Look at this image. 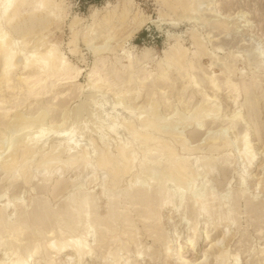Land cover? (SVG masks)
I'll return each mask as SVG.
<instances>
[{
    "label": "rangeland",
    "instance_id": "obj_1",
    "mask_svg": "<svg viewBox=\"0 0 264 264\" xmlns=\"http://www.w3.org/2000/svg\"><path fill=\"white\" fill-rule=\"evenodd\" d=\"M109 1L110 3H108ZM168 1L131 0L130 14H128L129 16L127 15L126 17H118V15H116L115 18L107 21L106 17L104 18V16L108 15L113 10H119L121 0H58V7L51 6L47 11H44L43 14L36 16L33 19L28 20L27 15L30 13V8L26 9L21 18L22 20L20 19L18 22L19 25L22 24L25 29H28L24 32H21L22 34L20 32H15V30H13V28L9 27L7 24H3L4 30L10 31L11 33L10 41H12V43H16L15 45L17 46L19 45L18 47H21L24 51H22L23 53L18 56L19 58H16V68L11 73V76H13L12 82L14 85H16V87L17 85L20 87L19 78L22 74V67L25 62V54L29 55L35 50H41L46 45H49V43L51 47H56L58 49L60 48L59 50L61 54L65 57L68 63L73 64V66L80 67L81 73L79 74V77H77L75 85L73 83H65L68 82L69 79H62V76L56 82L57 86L52 87L48 93L40 96V99L34 97L32 98L31 96L29 97L27 93L22 92L20 89H18V87L16 88L17 90H8L6 92L0 90V102L5 101V103L2 105V108H0V113L3 115L6 113L5 110L10 111L6 117L0 118V129H2L0 130V155L2 156V158L0 156V161L5 160V158L7 159L9 155L11 157L13 151L16 152L15 148L17 149L18 147L17 139H19L20 136L24 139V141H29L30 143V139L35 137V135L37 138H39V136H46L47 133L48 135L51 133L50 135L52 136H50L49 143L47 144L49 149H52V147L58 144H63V147L58 149V152L61 149L60 152H62L63 155L61 153L60 155H57L58 153L54 152L56 157H53L57 158L61 156L60 158L54 160L56 163H58L56 166L63 165L65 160L69 164V162L76 159L74 156L76 153L73 152V154L68 152L65 144L69 143L70 141H77L76 143L79 142L77 149H80L81 146H87L90 144L88 135H98L97 132L100 131V129L97 126L100 125L102 135H107H104L105 139L102 141L98 139L99 142L96 143L97 147H95L96 145L92 146V149L94 150L93 155L96 154L94 156L96 158L97 154H100L101 149L104 146L112 148L113 151L115 148L114 145L119 139L124 141L130 136L128 135V130L124 128H120L118 135L115 132H110L111 134L107 133V131H109L107 125L108 123L112 122L113 117H119L117 119L119 121L124 120L125 117V119H127V117H132L134 119L135 117H141L140 121L136 120L139 129H142L146 126L144 122L145 118H150L152 120L156 118L154 121H157L156 123H158V125L162 123L159 127L161 131L164 130L163 135H166L167 140L174 142L173 138H175L176 135L178 136V134H181L184 137L182 138L187 140V142H185L186 147H184L180 145L184 141L182 138V140L179 138L181 135H179L178 138L182 142H179L177 140L178 138L176 137L175 144L177 145L176 147L178 148L179 152L177 159L189 158V164L194 168H196L201 161H206L210 157H214V155L217 158L216 162L219 161V165L217 163L215 167L217 170L215 169L214 174L209 175L208 177H204L205 175L203 174H201V176L199 175L196 184L198 187H195V185L193 189L195 193L194 191H191V189V192L189 191V195L192 194L194 196L198 192L200 194L213 192L217 198L221 199L228 191L233 194L232 190L236 192L246 189V195L250 200H254L258 206H264V181H261L260 183L261 178V180H264V0H194V2L191 0V7L188 9L189 11H183L180 7L172 9L170 7L171 3L181 4L186 0H177L178 2L176 0L175 2L174 0ZM0 2H2V0H0ZM61 2L62 4H60ZM48 12L53 14L50 15ZM95 12L96 14H93ZM144 17L146 19L145 21H142ZM41 19H44V21ZM93 19L96 22L93 21ZM37 21H43L41 22L42 25ZM219 21L222 24H225L224 28L222 25L219 26V24H221ZM33 29L34 31L31 32ZM196 30L198 31V34L202 36L200 38H202L208 46L206 47L207 50L210 53L214 52L215 50L216 54L210 56L209 53V55H200L198 58L194 57V53L197 48L192 42V32ZM88 31L90 32L89 39L92 41H90V44L86 43L85 41V34ZM74 34H78L75 44L71 42ZM178 40H180L179 42H181V44L188 49V57L190 59H194L193 61L198 66L196 69V76L200 79L214 75L218 77V80L222 84L225 80L226 74H231V81L234 84L238 83L237 85H240L245 79H247L249 82L251 80H255L254 78L252 79L254 75L253 72H255V74L258 76L256 82L259 83V88L257 89L255 96H258V99L260 100L257 114L258 120L256 122L253 121V123L251 120L252 117L245 105L246 98L244 94H241L237 101L234 102L231 92L225 84H222V89H220L219 92H216L210 87V84H208L206 81H202L199 87L194 89L190 87L186 92H184V81H186L188 77L183 79L177 75L176 72H174L173 78L177 79L175 88H171L167 86V84H159V86L151 85V80L154 77L157 78L159 61L164 58L165 51L174 46ZM25 45L28 46L25 47ZM73 49H77L76 52H73ZM98 49H100L106 64V66H103L102 63L100 64V67L103 70L102 74L107 75L110 72L109 69L112 70L113 68L115 70H119V76L121 74V78H115L117 85H114L112 88L104 85L100 87V89L98 87L95 88L88 85L89 75L91 74L90 71L94 68L96 57L95 53L96 50L98 51ZM128 53H131L133 58V68H127L129 65V60L127 58ZM122 70L124 72H121ZM150 74H153V77H150ZM125 75L127 76V79L130 77V75L135 76L138 83L135 81L129 83ZM140 78L142 80H140ZM29 80L31 81L32 79ZM138 80L142 82L145 80L144 83L146 84H139ZM87 96H89L91 99L87 98ZM208 96L210 100L208 99ZM255 96L254 98H256ZM59 97H62V101H59ZM86 99H90L92 101H87ZM204 100L205 102H203ZM87 102H90V104H87ZM51 107L54 108L53 111H51L48 117L44 119L45 122L42 124V110L45 111ZM79 108L80 111H78ZM96 108L99 110V112L95 110ZM197 108L198 112H202L203 114L204 111V113L206 112L205 115H210L204 119V126L202 125L200 127L199 132H194L195 134L193 135L192 131H195L194 126L197 121L196 115L198 118V112H195V110L197 111ZM74 109L78 111V114ZM201 109L202 111H199ZM80 112V115L83 116L76 118ZM82 112L85 113L82 114ZM97 112L98 114H96ZM237 112H241L245 118L243 117V122L236 128H231V120L233 119V115H235ZM88 114L91 116L89 117ZM77 119L80 121L82 120L79 126L77 125L80 121ZM37 120L41 125H43L41 126L42 128L40 127L39 123L37 124ZM76 123L78 124L76 125ZM191 123H193L192 125L194 126H192ZM38 125L41 129L38 127ZM70 127L73 130L76 129V131L73 132ZM146 127L149 129V126ZM248 127L252 133L250 136V138H252L251 146L253 145V152L256 154L257 158L255 159V168H253L251 171L253 174H251V177H253L251 179L252 181H247L245 184H240V176L244 174L248 168V164L244 157L239 154L240 150L242 149L241 147L243 146V142L240 137L242 136V133H245V130H247ZM38 129L40 132L42 130L43 134L40 133ZM36 131H38V133L33 135V133ZM169 134L173 137H168L167 135ZM113 136L115 138H113ZM26 137H29L30 139L27 140ZM218 137L219 139H217ZM214 140H217L218 142H215ZM11 141H13L15 145L17 144V147L14 146L13 143V145H11ZM211 143H214V145L216 143H226V145L224 146L217 144L215 145L216 148L213 149L211 148ZM98 146L99 148L101 147V149H98ZM230 147L233 148L231 150L232 152L229 151ZM144 148H146V146L143 147V149ZM140 149L142 150V147H140L139 150ZM4 151L6 154L9 152L11 154L5 157L6 154ZM69 153L71 158H69ZM226 153L233 154L227 156L228 159L226 157L227 161L223 159L222 156H220ZM62 156L66 157L65 160ZM67 157L70 159V161H67ZM198 157L200 159H198ZM61 158L62 161L60 160ZM203 158H205V160H201ZM58 159L60 162L57 161ZM163 159L165 161V157H163ZM198 160H200V162H198ZM224 167H226V169H224ZM83 170L84 169H81L80 167L79 169L72 171L70 170L61 174V177L66 182V186L68 185V188H65L63 190L64 192H61L56 198H52L53 195L51 194H54L52 187L55 186L54 184L56 182L53 183V186H51V190H49L48 193L52 198V201L49 202V205L52 204L50 206H58L59 203H56L58 199L64 200L68 193H70L72 190L74 191V189H76L74 185L77 183V180H79V182L81 180V182L84 181V188L87 191H94V194L96 192L95 195L98 198L100 194H97V192L101 191L100 186H96L93 182H91L90 179L92 178L93 174H91L90 171L84 170L83 172ZM137 172L138 170L135 169L132 173L126 175L123 179V185H126V183L130 181L129 179H132L138 175L136 174ZM189 174L192 173L190 172ZM189 174L185 177L189 178L191 176ZM100 175L103 178L105 177V175H102V173ZM2 177L4 176L0 172V179H2ZM3 183H1L0 188H2L1 186L4 185ZM18 183L14 184V187H11L8 197H3L0 199V204L6 203L8 198H15L16 200L18 197L22 202H25L24 204H27L30 197L29 194H31V187L24 185L21 182ZM204 183L207 185V188L201 189V186ZM167 186H169L167 189L170 192L175 193L177 191L178 186L172 182V180H169ZM35 194H37L39 197L45 196L43 192H37ZM189 195L186 199L188 202L187 205L191 201L188 200L190 199ZM206 197L208 198L209 196L207 195ZM167 202H169L170 205L180 203V196L175 194L173 199H170ZM98 204V213L105 214L104 211L107 210V207L106 203H104V199L99 198ZM232 206L237 210V223L235 222L231 225H228L225 221H223L221 228L224 229L216 231V228L214 227L215 223L225 218V213L229 209L227 205L224 206L227 210L223 207H220L219 209L216 208L219 218H217V220H212V218H209L206 215H199L195 218H191L189 214L190 212H187L189 209L188 207L186 208L187 211L185 210L188 214H185L184 216L182 214V210L173 212L176 208H165V204L162 207L164 209L162 210L163 212L161 215V232H163L162 234L164 235V244L162 243L160 246L153 245L152 249H148V246L153 244V238H147L148 233L143 231L144 229L141 225L143 223L139 221V215H137V212H134L133 210L128 211L131 219L133 218V223L137 224V226L134 227L128 225L127 227L134 230L138 227V232H140L141 229L144 232V234H137L138 242L136 244L131 242V247L126 250L123 249V247H120L122 246L123 241L127 242V240L123 238V241L116 242L109 248H101L102 251L97 252L98 255H95L97 256L96 258H94V256L93 258H86L83 264H112L114 262L113 260L115 259V256L108 255L112 250H115L114 252H117L121 257V264H182V262H184L186 259L187 263L185 264H197L204 258L206 245L209 243V241L212 239L216 240L222 238L225 235L223 232L225 229H231L233 237L226 239L223 241V245L221 244V246L218 247L228 250L231 256L240 254L238 264H264V252H262V250H264V237H259V231L255 226V222L257 221L256 217L254 216L253 218L252 213L249 214L248 212H245L246 210L248 211V207L244 200L231 205V208H233ZM10 213H12V211H10ZM16 213L17 214L14 213L15 216L18 215V212ZM14 215L12 214L13 217ZM261 220H264V218H260V221ZM123 223L127 224V222L122 221L119 224V228L120 225L123 228ZM262 225L264 226V221H262ZM196 227L200 229V231L198 230L197 232L199 234V238L195 248H191L188 246V243L190 242L192 236H194L195 232L193 229ZM133 234L134 232L132 235ZM97 235L98 233L96 236ZM207 235H210V237H207ZM94 237H92L93 239L90 241V243L93 242V245L96 243L94 242ZM128 242H130V240ZM176 244H181L179 255H174L175 257H170V259L164 255L160 256V252L164 251L166 247L171 246L173 248ZM145 250H151L153 256H146L145 254H142L141 256L138 255V251ZM259 251L260 253L262 252V254H260ZM9 253L10 252L5 254L4 251H0V264L10 263L9 261H11L12 255L10 256ZM65 260V253L58 255L56 252H50L46 260H42L40 263L39 258H35L31 260V264H67L64 263ZM207 261V264L217 263L214 252L209 254ZM223 262H225V260ZM229 263V261L226 262V264ZM232 264L237 263L233 262Z\"/></svg>",
    "mask_w": 264,
    "mask_h": 264
},
{
    "label": "bare ground",
    "instance_id": "obj_2",
    "mask_svg": "<svg viewBox=\"0 0 264 264\" xmlns=\"http://www.w3.org/2000/svg\"><path fill=\"white\" fill-rule=\"evenodd\" d=\"M130 2L131 0H121L120 8L118 6L119 10L111 11V13L104 16V18L106 17L107 21H109L112 18H115L116 15H118V17H126L128 14H130L129 13L130 12ZM108 3H110V1ZM60 4H62V2ZM51 6L58 7L59 6L58 0H2V2H0V90H2L3 92H6L8 90H15L18 87V85L16 87V85L13 84L12 82L13 76H11L12 75L11 73L16 68V63H17L15 62L16 58L21 53L24 52L21 47H18L19 45L17 46L15 45L16 43L14 42L12 43V41H10L11 33L10 31L4 30L3 24H7L9 27L13 28L15 32H20V33L24 32L25 30H28V29H25L22 24H21L22 26L19 25L18 22L22 18L23 13L26 11V9L30 8V13L27 15V18L29 20V19H33L36 16L43 14V12L47 11ZM170 7L171 9L180 7L183 11H185L191 7V0L183 1L181 4L171 3ZM93 14H96V12ZM94 19L93 21H95ZM145 19L146 18L144 17L142 21H145ZM41 20L44 21V19H41ZM37 22L41 24L40 21H37ZM220 25H222L223 28L225 26V24H222V23L219 24V26ZM33 31L34 29L31 32ZM196 31L192 32V42L197 48V50L194 53V57L198 58V56L204 55V54L209 55L210 52L206 48L208 46L206 45L204 40L200 38L202 36H200L198 34V31L197 32ZM89 35H90V32L88 31L85 34V41L86 43L90 44L91 39H89ZM77 36L78 34L73 35V39L71 41L72 43L74 44L76 43ZM179 41L180 40H178V42L174 46L170 47L168 50L165 51L164 58L161 59V61H159L158 63L157 78L154 77L151 80V85L159 86V84H167V86L171 88H175L177 79L173 78L174 72H176V74L179 75L183 79L188 77V79L184 81L185 82L184 90H183L184 92H186L190 87H192L193 89L199 87L202 81H206L208 84H210V87L213 88V90L216 92L217 91L219 92V90L222 89L221 88L222 84H225L227 88H229L234 102L237 101V99L241 96V94H244L246 98L245 105L247 107L248 112L250 113L252 117V119L251 118L249 119H251L252 122L253 121L256 122L258 120L257 114H258V105H259L260 100L258 99V96H255V93H257V89L259 88V85H258L259 83L256 82L258 76L255 74V72H253L254 75L252 77V79L254 78L255 80H251L249 82L247 81V79H245L242 81L240 85H237L238 83L234 84L231 81V74H226L225 80L222 84L218 80V77L214 75L207 76L204 79H200L199 77L196 76V69L198 68V66L193 61L194 59H190L188 57V49L185 48ZM27 46L25 45V47ZM59 49L56 47H51L49 43V45H46L41 50H35L32 53L29 52L30 53L29 55L25 54L24 56L25 62L22 67V74L20 75V78H19L20 87H18V89H20L22 92L27 93L29 97L31 96L32 98L34 97V98L40 99L41 98L40 96L48 93L52 87L57 86L56 82L62 76H63L62 79H69L68 82H65V83H73L75 85L77 81L76 79L77 77H79V74L81 73V69L80 67L73 66V64L71 63L69 64L68 61L65 59V57L61 54ZM76 50L73 49L72 51L76 52ZM214 54H216L215 50L214 52L210 53V56ZM95 56H96L95 65H94V68L90 71L91 74L89 75L88 85L95 87V88L96 87L100 88L104 85H107L110 88H112L114 87V85H117V81L115 82L116 80L115 78H118V79L121 78L120 77L121 74L119 76V70H115L114 68L112 70L109 69L110 72L107 75H103L102 74L103 70L101 69L100 64L102 63L103 66H106V64L104 62V57L102 56L100 49H98V51L96 50ZM127 58L129 60V65L127 68H133L134 61L131 56V53L127 54ZM121 72H124V71L122 70ZM153 74H150L149 76L153 77ZM29 79H32V80L30 81ZM126 79H127V76H126ZM127 80L129 83L133 81L138 83L136 81L135 76H132V75H130V77H128ZM140 80L142 79L140 78ZM140 80H138L139 84H142L145 82V80H143V82ZM60 84H63V83H60ZM254 96L256 98H254ZM59 98H60L59 101H62V97H59ZM87 98H90V97L87 96ZM208 99H209V96H208ZM86 100H85V103H86ZM203 102H205V100ZM3 103H5V101L0 102V108H2ZM87 104H90V102H87ZM51 108L46 109L45 111L42 110V114H41V116L43 115V119H41L42 124H44L45 122L44 119L48 117L51 111H53L54 108L52 109ZM202 109L199 111H202ZM95 110H97V108ZM5 111L6 113H4L3 115L0 113V118L6 117L8 112H10L9 110H5ZM78 111H80V108ZM78 111H77V114H78ZM97 111L99 112V110ZM98 112L96 114H98ZM195 112H198V108H197V111L195 110ZM83 113L85 112H82V114ZM205 113L204 111H203V114L202 112L201 113L198 112V118H197V115L195 114L196 119H197V121L194 120L196 121L195 126L192 125L193 123H191V125L195 127L194 129L195 131H192L193 135L196 132H199L200 127L204 124V119L207 118L208 115H210L208 114L210 112L207 113L208 115H205ZM80 114L81 112L79 113L78 116L75 114L74 115L77 116L76 118H80L79 116L81 117L83 116ZM90 116L91 115H89V117ZM243 117L245 118V116L241 112L235 113V115H233V119L231 120L230 127L236 128L239 124L243 122ZM118 118L116 117H113V119L111 118L112 122L108 123L107 125V128L109 130L107 131V133L115 132L118 135V133L120 132V128H124L128 130V135L130 136L127 137L126 140L124 141L122 139L120 140L119 138H117L119 140L115 143L114 145L115 148L113 149V151H112V148H109L107 146L106 147L104 146L102 149L101 147L99 148L98 146V149H101V152L100 154H97L96 158L94 157L96 154L93 155L94 150L92 149V146L96 145L95 147H97L96 143L99 142L98 139L102 141L103 139H105V136L107 135V134L106 135L104 134L105 136L102 135L101 126L98 125L97 127L100 129V131L97 132L98 135L95 136L92 133H91L92 135H88L90 144H88L87 146H81L80 149H77L79 145V142L76 143L77 141L76 142L70 141L69 143L65 144V147L68 152L76 153L74 155L76 159L74 158L75 160L71 161L72 163L69 162L68 164V162H66L65 160L66 157L62 156L64 157L63 159L65 160L66 163L64 162L65 164L63 163V165L61 166L59 165L60 167L56 166L58 163H56L54 160L57 158H60L61 156L55 158L56 155H54V152H57L58 153L57 155H60V153L63 155V153L60 152L61 149L58 152V149L62 148L63 144H58L52 147V149H49V147H47V144L49 143L50 136H52L50 135L51 133H49V135L47 133L46 136H39V138H37L36 135L35 137L31 139L29 137L28 138L26 137L27 140L29 139L31 140L30 143L29 141H24V139L20 136V138L17 139L18 147H17V144L15 145L13 141H11V145L14 144V146H16L17 149L15 148L16 152L13 151V154H11L10 152L6 154L5 153L6 150H5L4 151V153L6 154L5 157H7L9 154H11V157L9 155L8 156L9 158L7 157L6 159L3 155L5 160H3L4 159L3 158L2 159L3 161H0V172L4 176L2 177V179H0V185L1 183L5 182L3 183L4 185L1 186L2 188H0V199L3 197L4 198L8 197L11 187L18 182H21L24 185L30 186L31 194H29L30 197H29V201L27 202V204H24L25 202H22L19 197L16 200L15 198L14 199L8 198V201H6V203L0 204V251L1 250L4 251L5 254L10 252L9 254L10 256L12 255L11 256L12 258H11V261H9L10 262L9 264H31V260L35 258H39L40 260L39 262L41 263L42 260H46L48 258L50 252H56V254L58 255L65 253L66 260L64 263L83 264L86 258H89V257L93 258V256L94 258H96L97 256L95 255L97 254V252L102 251L101 248L103 247L109 248L114 243L123 241L124 240L123 238H125L127 242L123 241L122 242L123 244L120 247H123V249L127 250L129 247H131L132 243L136 244L138 242L137 234L139 233L144 234L143 231H146L148 233L147 238H153V244L149 245L148 249L150 248L152 249L153 245L160 246L164 242V235L162 234L163 232H161L162 230V222H161L162 216L161 215L163 212L162 210L164 209L162 207L165 204H166L165 208H170V209L176 208L173 212H176L177 210H182L183 212L182 214L184 216L185 214L187 215L190 212L189 214L191 218H195L199 215H206L209 218H212V220L213 219L217 220V218H219L218 217L219 214H218V211H216V208L218 209L220 207L225 208L224 206L227 205L229 209L227 210L225 208L227 210V212L225 213L226 215L225 218L222 217L223 219H221V221H218L215 223L214 227L216 228V231H218L220 229H224V228H221L223 221H225L228 225H231L237 221L236 219L237 210L233 206L232 207L235 210L231 208V205L237 202L239 203L240 201L244 200L245 204L248 207V211L245 209L246 210L245 212H248L249 214L252 213L253 218L254 216L256 217L257 221L255 222V226L257 230L259 231L258 233L260 234L259 237H264V226L262 225V221L264 220L260 221V218H264V206H258L256 205L254 200H250L249 197L246 195V189L239 190L236 192L231 189L233 194H231L230 191H228L221 199L217 198L213 192H208L206 194H200L198 192L199 194L196 193L194 196L192 194L189 195V191L191 189H192L191 191H194L193 189H194V186L197 184L199 175L201 176V174H203L205 175L204 177H208L209 175L214 174L217 163L219 165V161L216 162L217 158L215 157V155L214 157H210L206 161L200 162V160H198L200 164L196 168H194L189 164V158H182V159L178 158L177 159L179 152H178V148L176 147L177 145L175 144V141H176V137L178 138V136L181 134L177 133L178 136L175 134L176 137L174 136L175 138H173L174 142H171L167 140L166 135H163L164 130L163 131L160 130L159 126H161L162 123L159 122L161 124L158 125V123H156L157 121H154L156 120V118L153 120L150 118H147V119L145 118L144 120L145 125L149 126V129L145 125L144 126L146 128L145 127L142 129L138 128V124L136 120L140 121L141 117L140 118L135 117V119L132 117H127V119H125L126 118L125 117L124 120H121V121L117 120ZM81 121L78 122L79 124L76 123V125L78 124L77 126H79ZM38 123L39 122L37 120V124ZM41 126L43 125L40 124V127ZM17 127H18V124H17ZM38 131L33 133V135L38 133ZM75 131L76 129L73 130V132ZM40 133H42V130ZM251 135L252 133L250 131V128L248 127L247 130H245V133L244 134L242 133V136L240 137V139L243 142V146L241 147L242 148L241 150L239 149L240 150L239 154H241V156L244 157L245 161L248 164V168L246 169L247 171H245V173L240 176V184H245V182L247 183V181L248 182L252 181L251 179L253 178L251 177V174H252L251 171L253 170V168H255V159L257 157H256V154H254L253 152V147H252L253 145L251 146V140H252V138H250ZM167 136L173 137L170 134ZM15 137H18V136H15ZM182 137L183 136L181 135L179 138L181 139ZM113 138L115 137L113 136ZM179 138L177 140L179 142H182L181 140L184 137L181 140ZM217 139H219V137ZM185 142H187L186 139L180 145L186 147ZM215 142H218V141L216 140ZM217 144H220V143H216L215 145ZM215 145L214 143H211L212 147L211 146L210 147L215 149L216 148ZM220 145L225 146L226 143L220 144ZM145 146L146 148L143 149V147ZM140 147H142V150L140 149L141 151L139 150ZM232 149L233 148L230 147L229 151L232 152L231 151ZM139 151H140V154H139ZM229 155H233V154L226 153L220 156H222V158L226 160V157ZM163 157H165V161ZM69 158H71V155L69 156ZM69 158L67 157V161H70ZM198 159L200 158L198 157ZM60 160L62 161V158ZM201 160H205V158ZM57 161L60 162L59 159ZM80 167L81 169L83 168L84 170L90 171V173L93 174L92 178L90 179L91 182H93L96 186H100L101 191L97 192V194H100L98 198L95 195L96 192L94 194V191H87L84 188V184H83L84 181L81 182L82 181L81 180L79 182V180H77V183L74 185L76 187L74 191L72 190L70 193L68 194L66 193L67 196L64 200L58 199L56 202L57 204L59 203L58 206H55V207L50 206L52 204L49 205V202L52 201V198H56L61 192H64L63 190L65 188H68L67 187L68 185L66 186V182L61 177V174L67 171H70V170L72 171L75 169H79ZM135 169L138 170V172L136 173L138 175L135 174L136 175L135 177H133L132 179H129L130 181L126 183V185H123V179L125 178V176L132 173ZM224 169H226V167H224ZM188 172L189 173L191 172L192 174H189ZM101 173L102 175H105L104 178L101 177L100 175ZM188 174L191 176L189 178H186L185 176H187ZM261 179H260V183L261 181H264ZM169 180H172V182H174L178 186L177 191L175 193H172L167 189V187H169L167 186V183H169ZM53 183H55L54 184L55 186L52 187L54 194H51L53 195V197L51 198V195L48 193H49V190H51V186H53L52 185ZM195 187H198V186L196 185ZM201 187H202L201 189H204V188L206 189L207 185L204 183ZM37 192H43L45 196L39 197L37 196V194H35ZM175 194L180 196V203H175L173 205H170L169 203L170 201L169 202L167 201L170 199H173ZM188 195L190 198L188 200H191L188 204L189 206L187 205L188 202L186 201V199L188 198ZM207 195L209 196L208 198L206 197ZM99 198L104 199V203H106L107 210L104 211L105 214L98 213ZM187 207L189 208L188 211L186 210ZM132 210L134 212H137V215H139L140 217L139 221L143 223L141 224L143 226L142 228L144 229L143 231L141 229V231L138 232L139 231L138 227L135 230L127 227L128 225L134 226V227L137 226V224L133 223L132 221L133 218L131 219V216H129L128 211H132ZM10 211H12V213H10ZM14 211L18 212V215L15 216L14 213L15 214L17 213ZM12 214L14 215V217L12 216ZM191 218H187V219H191ZM122 221L127 222V224L123 223L124 224L123 228L121 227V225L119 228V224ZM193 230L195 232L194 236H192V238L190 239V242L188 243V246H190L191 248H195L198 242L199 234L197 232L198 230L200 231V229L196 227ZM133 232L134 234L132 235ZM223 232L225 235L222 238H219L216 240L212 239L209 241V243L206 245L204 258L200 260L199 263L197 264H207L208 256L210 253H213V252L216 255V260H217V263L215 262L216 264H226V262L228 261L230 262L229 264H232L233 262H236L237 264L239 263L240 254L239 255L235 254L234 256H231L228 250H225V248H222V247H218V246H221L223 241L233 237L232 236L233 233H231V229H225L223 230ZM97 233L98 235L96 236ZM92 237H94V240H95L94 242H96L94 245H93V242L90 243V241L93 239ZM207 237H210V235H207ZM129 240L130 242H128ZM180 245L176 244L174 245L173 248L171 246L166 247L165 250L163 249L164 251L162 252L159 251L160 256L164 255L165 257H169L170 259V257H175L174 255H179L180 250H181ZM114 251L112 250L108 254L109 256L111 255L115 256V259L113 260L114 262L113 263L111 262V263L121 264V261H120L121 257L119 256L117 252H114ZM262 252H264V250H262ZM262 252L260 253L259 251L260 254H262ZM137 253L139 256H141L142 254L143 255L145 254L146 256H153V253L151 252V250L138 251ZM174 259H177V258H174ZM224 260L225 262H223ZM185 261L182 262V264L187 263V261L186 262ZM40 263H37V264H40ZM124 264H127V263H124Z\"/></svg>",
    "mask_w": 264,
    "mask_h": 264
},
{
    "label": "trees",
    "instance_id": "obj_3",
    "mask_svg": "<svg viewBox=\"0 0 264 264\" xmlns=\"http://www.w3.org/2000/svg\"><path fill=\"white\" fill-rule=\"evenodd\" d=\"M145 33V32H144Z\"/></svg>",
    "mask_w": 264,
    "mask_h": 264
}]
</instances>
